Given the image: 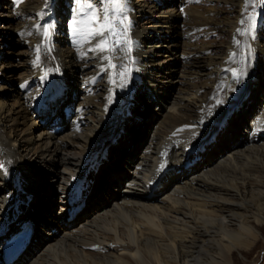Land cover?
<instances>
[{
	"label": "bare ground",
	"instance_id": "6f19581e",
	"mask_svg": "<svg viewBox=\"0 0 264 264\" xmlns=\"http://www.w3.org/2000/svg\"><path fill=\"white\" fill-rule=\"evenodd\" d=\"M99 1L108 8L110 17H116V34L106 31L95 40L98 35L91 38L86 23H78V31L88 37H82L87 45L77 52L58 55L57 62L67 65L60 68L58 64L56 74L49 70L54 60L49 62L36 42L40 24L52 12L54 0L35 7L22 6L13 15L24 24L19 33L31 47L36 81L45 82L53 74L63 81L73 75L70 67L74 64L96 63L97 69L84 78L87 96L76 108L78 116L63 134L59 133L62 128L57 127L47 134L34 135L36 123L28 116L26 106L36 108L46 102L53 92L52 85L26 96L23 102L0 105V264L2 243L25 222L32 228L26 232L20 257L12 264H236V252L251 254L264 232V106L253 117L232 122L226 98L221 96L218 102L215 96L222 85L228 89L225 93L228 99L239 87L238 74L228 70V66L235 64L239 42L224 45L219 56L214 54L211 45L188 44L184 54L187 74L181 75L184 80L178 81L182 87L169 109L170 119L153 137L155 142L140 155L142 160L125 183L126 194L85 216L103 197L96 193L95 199L94 196L86 198L79 188L90 169L93 151L127 114L128 97L134 93L135 83L149 82L150 69L156 66L146 61L147 54L133 42V29L129 33L125 23H120L121 11L114 12L107 0ZM229 2L239 11L243 8L242 2ZM32 11L34 17L30 16ZM175 18L171 13L170 17L161 19L156 24L160 29L156 33L173 28ZM216 22L219 18L215 11L186 17L188 27L194 31ZM229 24L236 28L235 23ZM236 35L244 37L240 43L243 44V28ZM105 38L110 42L111 51L96 47ZM137 48L143 61L136 62ZM256 49L264 55L261 45ZM169 51L163 63L172 59ZM42 64L48 66L46 71ZM103 73L107 90L105 95H100L94 88V80ZM34 79L32 76L24 79L21 89L27 90ZM149 85L151 97L159 99V85L154 81ZM226 118V129L220 133L223 135L218 134L219 140L215 138L208 147L210 153L217 154L190 172L187 168L193 157L190 153ZM237 125L251 129L240 142L227 129ZM222 136L225 143L233 144L220 146ZM21 143H24L22 149L16 152V146ZM112 150L102 163L91 169L90 180L111 167ZM86 165L87 169H82ZM39 169L46 174L54 172L58 182L61 196L55 218L65 222L73 220L71 230L42 248H36L37 237L33 238L42 220L28 209L37 195L34 177ZM179 172L183 173V179L176 175ZM111 179L112 183L116 181L115 177ZM13 180L22 181L23 189L18 195L23 203L19 216L10 222V215H14L11 206L20 201L16 200L18 188L14 189V183H10ZM51 206L49 203L45 210ZM72 210H76V216L69 219ZM52 230L57 232L55 228Z\"/></svg>",
	"mask_w": 264,
	"mask_h": 264
},
{
	"label": "rangeland",
	"instance_id": "374dc122",
	"mask_svg": "<svg viewBox=\"0 0 264 264\" xmlns=\"http://www.w3.org/2000/svg\"><path fill=\"white\" fill-rule=\"evenodd\" d=\"M46 1L21 0L18 3L17 0H0V105L12 106L16 101L23 102L26 96L40 91L47 85L54 86L46 102L37 105L38 108L26 106L29 109L30 121L36 123L33 130L36 136L47 134L57 127L62 128L60 134L67 131V127L78 116L76 108L87 96L88 86L83 83V80L86 76L93 75L97 69L96 63L87 66L74 64L70 67L73 75L66 76L67 78L63 81L54 75L59 66L62 68L67 65L66 62L63 64L57 62L58 55L77 52L87 45V40L82 39L86 35L78 31V23L74 28V22L85 17L84 13H77L76 0H54L53 10L42 20L41 29L36 38L40 51L49 58L50 61H48L54 60L49 68L54 74L45 82H38L36 78L34 79L36 76L33 62H31V47L19 33V29L22 30L24 24L19 19L13 18V15L22 6L35 7ZM235 2L243 3L240 11L229 0H124L122 18L129 33L130 28L133 29V42L142 47V53L147 54L146 61L156 66L150 69L149 78L147 77L149 82L142 80L135 83L134 93L128 97L127 114L115 124L110 135L100 144L98 143L93 151L91 157L94 159H90V169L84 175L83 183L79 188L84 191L86 198L94 196L95 199L97 194L103 197L92 205L85 216L98 208L107 206L110 202L121 199L126 194L125 183L133 176L135 165L142 160L140 155H144L148 145L155 142V140L152 141L153 137L166 125V120L170 119L169 109L178 96L179 88L182 87L178 81L182 79L181 75L187 74L184 54L188 44L211 45L214 54L219 56L223 53L224 45L231 42L237 45L239 42L235 49L237 50L235 64L228 66L229 71L238 74L239 87L228 99L225 95L228 89L222 85L218 95H215L216 99L219 102L222 99L221 96L226 98L227 111L230 113L228 116L232 114V122L235 120L243 122L244 117H250V115L253 117L264 106V55L257 53L258 49H256L257 45L264 48V4L257 2L245 5V0H235ZM92 3L97 11L105 8V4L99 0H92ZM208 11L217 12L219 22L205 26L203 30H190L186 17L195 13L203 15ZM33 12H31V17H34ZM171 13L172 16L176 15L173 21L174 27L166 28V33H156L160 30L156 24L161 19L170 17ZM241 20L245 23H240ZM229 23H235L236 28L233 29ZM250 25L254 26L250 27ZM45 28L48 29V35L44 34ZM241 28L245 32L243 44L240 43L244 37L236 35ZM101 37L91 36L95 40ZM167 51L173 57L170 61L163 63L168 55ZM135 53L136 62L143 61V55H140L138 48ZM243 59L245 60L244 66ZM49 62L46 63L49 64ZM160 66L163 68L162 71H160ZM42 67L46 71L48 66L42 64ZM31 76L34 82H29L30 87L23 91L20 86L21 82ZM104 79L105 74L103 73L101 77L94 80L97 94L105 95L107 87ZM153 81L159 85L157 88L160 91L159 99L151 97L149 84ZM66 109L68 112L64 111ZM226 120L227 118L221 120L214 132L212 131V134L205 137L198 148L190 153L193 156L187 165L190 172H195L207 163L212 155L217 154L210 153L208 147L216 136L226 129ZM227 129L235 140H238L237 142H240V139L251 130L245 125H237L233 129L227 127ZM216 139L219 140V138ZM219 143L220 146L226 147L233 144L225 143L223 136ZM23 145L24 143L18 144L16 152L20 151ZM111 150L113 155L111 167H107L102 174L93 176L90 180L91 169L102 163ZM83 168L87 169V165ZM176 175L184 178L182 172ZM53 176L54 172L46 174L45 170L39 169L34 177V184L38 185V191L36 197L29 203L28 209L36 213L39 220H42L37 225L33 236V238L37 237L36 248H42L55 239H60L64 232L72 229L70 225L73 224V220L65 222V220L55 218V212L59 211L58 201L61 192L57 190L58 182ZM111 176L116 179L114 183H112ZM10 183L13 188H18L16 200H20L11 206L14 215H10L9 221L12 222L21 211L20 206L23 200L21 201L18 194L22 191L23 184L20 180H13ZM5 185L11 187L9 184ZM49 203H52L51 208L45 210ZM53 228L57 229V232H53ZM235 257L236 264H264V232L260 235L259 243L251 254L237 251Z\"/></svg>",
	"mask_w": 264,
	"mask_h": 264
},
{
	"label": "snow or ice",
	"instance_id": "6c2138e0",
	"mask_svg": "<svg viewBox=\"0 0 264 264\" xmlns=\"http://www.w3.org/2000/svg\"><path fill=\"white\" fill-rule=\"evenodd\" d=\"M21 2V0H17ZM261 3L264 4V0H245V5L252 3ZM77 3V13H84L85 17L83 21L74 22V28L76 23H86L89 29L90 36H103L107 31L112 35H115V21L116 17L113 15L109 16L108 8H102L97 11L96 6L92 3V0H76ZM107 3L111 5L113 11H123L124 0H107ZM120 23H124V20L121 19ZM240 23H245L244 20H241ZM254 25H250L252 27ZM239 31V30H238ZM44 34L48 35V29H44ZM118 43V41H117ZM97 49L100 51H111L110 42L105 38L97 44Z\"/></svg>",
	"mask_w": 264,
	"mask_h": 264
}]
</instances>
